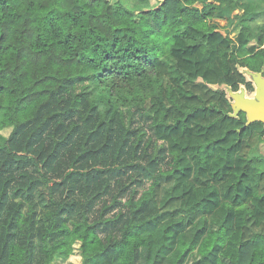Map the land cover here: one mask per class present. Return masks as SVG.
Masks as SVG:
<instances>
[{
  "label": "trees",
  "instance_id": "1",
  "mask_svg": "<svg viewBox=\"0 0 264 264\" xmlns=\"http://www.w3.org/2000/svg\"><path fill=\"white\" fill-rule=\"evenodd\" d=\"M152 1L0 0V264H264V12Z\"/></svg>",
  "mask_w": 264,
  "mask_h": 264
},
{
  "label": "rangeland",
  "instance_id": "2",
  "mask_svg": "<svg viewBox=\"0 0 264 264\" xmlns=\"http://www.w3.org/2000/svg\"><path fill=\"white\" fill-rule=\"evenodd\" d=\"M115 1V0H112ZM123 4H129L130 0H121ZM160 0H154L152 1V5H155L156 2ZM259 12H264V2L260 1H255V0H240L236 2L235 9L231 12H228L225 18H218V19H212L210 20V23L214 24L216 26L217 32L221 34L223 37H228L229 39L232 40L233 44L235 46H239L245 43L246 39L238 34H235L232 32V25L238 21V19L245 18L251 14L254 13H259ZM240 71L243 72L245 78L247 81L251 82L253 85V90H246L243 87L241 89H244L246 92V97L247 98H253L255 94V87L252 82L251 77L245 72L246 70H243L240 68ZM264 72V69H263ZM264 74V73H263ZM264 77V75H263ZM214 90H224L223 87H218V86H210ZM227 93V98L230 100L232 103V99H230L228 92ZM9 133V130H6L2 132L3 136H7ZM2 139H0V142ZM259 152L264 155V145H261L259 147ZM79 243L76 242L73 246V254L71 257L67 260L58 258L56 259L52 264H82V259L79 255Z\"/></svg>",
  "mask_w": 264,
  "mask_h": 264
},
{
  "label": "water",
  "instance_id": "3",
  "mask_svg": "<svg viewBox=\"0 0 264 264\" xmlns=\"http://www.w3.org/2000/svg\"><path fill=\"white\" fill-rule=\"evenodd\" d=\"M252 79L255 87L253 98H247L244 89L238 92L228 91L230 99H232L231 109L233 113L230 115L235 118L239 113L246 116L245 126H249L255 122H259L264 126V77L263 72L251 73L245 71Z\"/></svg>",
  "mask_w": 264,
  "mask_h": 264
}]
</instances>
